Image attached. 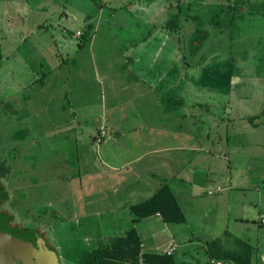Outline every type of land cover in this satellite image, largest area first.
<instances>
[{
  "label": "rangeland",
  "instance_id": "obj_1",
  "mask_svg": "<svg viewBox=\"0 0 264 264\" xmlns=\"http://www.w3.org/2000/svg\"><path fill=\"white\" fill-rule=\"evenodd\" d=\"M134 1L0 0V166L5 167L4 175L0 176V211L10 226L32 230L55 264H81L84 253L104 241L98 242L99 235H109L108 241L132 228L133 215L120 206L114 194L118 186L116 176L101 165V160L115 155L113 163L123 165L122 150L113 154L115 144H124L126 139V144L134 146L137 143H132L128 133L126 136L124 133L130 125L154 123L151 115L143 122L141 106H134L136 99L142 100L144 95L157 96L143 90L140 83L143 79L155 86L159 66L165 69L175 62L174 72L163 83L181 77V97L214 99L220 103V110L223 103L239 99L243 108H235L233 114L254 112L255 121L264 124V0L227 2L239 7L230 11L237 16L242 13L241 7H246L241 23L235 26L229 24L228 18H210L220 11L215 5L175 9V1H170L172 11L168 10L165 16L161 10L157 14V10L166 0H136L137 8L132 5ZM180 14L186 18L181 24L177 20ZM163 43H166L164 51L159 53ZM130 57L134 60L132 64L128 62ZM230 59L246 66L245 70L239 69L242 83L237 86L231 85L233 76L226 73L227 67H221L222 60L228 61V65L233 63ZM147 66L151 72H146ZM123 67L131 68V76L123 72ZM222 77H228L229 83H222ZM111 107H119L122 112L117 113ZM211 107L215 105L207 106L209 110ZM204 108L207 112L205 105ZM228 109L230 106L226 105L225 111L220 112L209 141L205 140L206 135L199 137L193 127L180 120V135L175 143L189 140L192 132L197 148L204 144L208 149L191 154L174 150L170 156L181 157L183 173L190 170L191 156L199 166L212 167L210 175L214 182L220 183L217 186L225 189L231 183L236 190L243 179L258 181L264 176V150L262 154H251L258 159L260 169L254 165L251 170L243 168L251 156L245 152L243 156L247 159L235 157L238 153L232 151L247 150L239 145L252 136H228L224 123ZM112 116L114 119L124 116L126 120H111ZM101 117L110 130L107 137L104 131L100 132ZM114 123L121 130L117 137L111 131ZM164 123L173 132L172 127L178 121L164 120ZM157 131V125L151 128V133ZM144 136L149 139L147 130L142 129L137 137L138 146L124 154L127 160L150 149L146 148ZM172 138L166 137L164 144L154 142L151 146L167 147ZM236 143L239 148L234 147ZM144 159L141 165L146 164L147 158ZM133 174L137 176L136 169ZM226 176L231 180L227 184ZM203 180L197 182L201 189ZM230 190L214 196L204 195L200 190L199 196L203 198L199 199L210 210H219L229 202L228 214L223 209L221 218L232 219L239 210L236 200L242 195ZM246 195L254 197L252 193ZM218 196H227L226 201L209 203ZM181 203L194 212L187 210L191 219L196 216L198 205L194 208V204L200 200L194 199L191 206L183 200ZM150 222L147 224L152 225ZM229 222L226 226L229 224L228 233L233 240L243 239L236 225ZM147 224L141 221L134 227L142 233L150 227ZM197 226L192 225V235L198 238L204 233L196 231ZM86 236H90V241H82Z\"/></svg>",
  "mask_w": 264,
  "mask_h": 264
},
{
  "label": "crops",
  "instance_id": "obj_2",
  "mask_svg": "<svg viewBox=\"0 0 264 264\" xmlns=\"http://www.w3.org/2000/svg\"><path fill=\"white\" fill-rule=\"evenodd\" d=\"M109 1L111 0H104V2L106 3ZM170 1H175V4L173 5L175 9H180L182 7L186 9H195L207 6L209 4L212 5V7L213 5H215L220 8V11L212 14V17H210L209 14L208 17L213 18L214 16L218 19L228 18L229 24H231L232 26L241 23L240 17L245 13L246 10V7H241L240 12L242 13L240 16H237L236 13L232 14L230 12L231 10L238 9L237 5L235 6V4L231 5L230 3H227L231 2L232 0H225L224 2L221 0V2H217L216 4H213L212 0H166L163 6H161V9L157 8V14H159L161 10V12L165 13V16H168V10L172 11L171 4H169ZM232 2L235 3V0H233ZM136 3L137 2L135 0L132 5L135 6ZM127 4L130 5L129 2ZM167 4L169 9H166V11L165 7ZM134 8H137V6H135ZM180 17L181 14L177 19L179 24L182 23V20L183 22H186V18L184 16H182L181 19ZM234 20L236 21L234 22ZM165 44H162L159 53L164 51L163 47L165 46ZM177 50L179 51L180 48ZM178 54H180V52H178ZM133 61L134 60L131 57L130 59H128L129 64H132ZM231 61L233 63H231L230 65L226 64L228 61L226 62L225 60H222L221 62V67H227L226 73H230L233 76L231 81L228 77H222V83H229L230 81L231 85L237 86V84L242 83V76L240 77L238 74L239 69L245 70L246 66L244 65V63L238 64V61L235 59ZM174 63L175 62H173V65ZM173 65H168V67H165V69L164 67L160 66L157 68L161 71L160 73L156 72L155 76L158 77L159 81L155 83V86L149 84L150 82L147 83L143 79H141L142 81L140 84L143 86V90L147 89L149 90V92H153L157 96L147 97L144 95V97H142V100L136 99L134 108H138V105H140V111L143 114L141 117L142 121L145 122L151 115L154 119V123H142L141 125L137 126L130 125V127L124 133L125 136L128 133V137L130 138V141L132 143H137L133 144L134 146L130 147L128 143L126 144V139L124 144H115L113 154H117L120 150H122L124 164L115 165L113 163L114 158H116L115 155H113L109 160H101V165L104 166L105 169L107 168L111 170L114 173V176H116L114 179H116L118 186L117 193L114 194L116 198L119 199L120 206H122L123 208L125 207L129 211L130 206L147 200L162 185L167 184L170 187L180 206L181 211L184 214L185 222L175 225L164 223L160 215L158 214L148 218L140 219L138 220V222H135V225L140 223L141 221H144L145 224H147V221H151L150 223L152 224H147L150 227L143 230L142 233H139V231L136 230L141 241V252L167 254V252L172 249L171 253L167 255L173 257L175 264H245L244 262L247 259L249 260V264H264V224L261 223V221L264 220V176H262V178H259L258 181H255L250 177H248L247 179H243L242 183L236 185V190H234L235 187L233 188L231 183L229 184V186H224L225 189H222L221 187L217 186L220 185V183L214 182L211 178L209 170L212 167L208 168L199 166L198 163L196 164L190 156L188 158L190 172L187 171V173H183V164L181 162V157L175 156L171 158L170 156L172 151L174 150L178 152H187L189 154L206 152V149H208L206 145L202 144L200 145V148H197V145L193 143L197 140L192 132H190L189 140H186L184 143H175L176 137L180 135V133H178V131H180L181 129L180 120L185 121L189 124L190 127H193L199 137H201L202 135H206L205 140L209 141L212 138L211 128H213L215 122L219 120V116L221 114L220 112L225 111V106L228 105L230 106V110L228 109V117L226 119V122H224L225 119H221V121L223 120V122L225 123V128L226 132H228V136L230 137L233 134H236L235 136L242 134H248L252 136L251 139L249 138L248 141L242 142L239 145L243 148H247V150H243L242 153H240V151L238 152V150H233L232 153H238V155L235 157L247 159L243 156V154L246 152V154L251 157L249 158V160H244L246 162V165H244L243 168L251 170L254 165L258 169H260V163L258 162V159H256L251 154L252 152H259L260 154H262L261 151L262 149L264 150V124H262L263 121H255V116L253 117L254 112L250 111H247V114H233L235 108H239V110L243 108L241 106L242 102L239 99H235L233 103H223L224 107L221 106L223 109L221 108L220 110L218 108L220 103H215L214 99L201 101L202 99L199 98L188 100L189 97H181V77H179L178 80H175V82L172 81L169 83H163L165 77L169 76L172 71L174 72L175 66ZM122 69L123 72H127V75L131 73L130 67H123ZM146 69L147 73L149 71L151 72L150 67L147 66ZM117 71L120 72L119 70ZM129 75L131 76V74ZM145 79H147V77ZM156 79L157 78L155 77V80ZM142 101H144L145 103ZM171 103H174L173 105L175 106H172ZM169 105L171 106L170 108L168 107ZM204 105L206 106L207 112H204ZM208 105H215V107H211L209 110L207 108ZM111 108L112 110L115 109L114 111L116 112L121 111V108L119 107ZM73 115H75V113ZM112 117L113 119L111 120L115 121L123 122L126 120L124 116H118L117 119H114V116ZM198 117L201 119H198ZM164 120L178 121V123L172 127L173 132L167 130ZM197 120L199 123V127L197 126ZM101 121L100 132L104 131L106 134L105 137H107L106 132L110 131L107 129V121L102 119V117ZM114 124L115 126H113L114 128L111 129V131L113 133V136L117 137L120 133L119 131L121 130L119 129L118 124ZM156 125L158 131L155 133H151V128L155 127ZM142 129L147 130V136H149V139L144 136V142L147 145L146 148L150 149L145 150L144 155H141L140 157H134L127 160L124 154L128 153L132 147L138 146L137 137L141 133ZM166 137H173L168 141L169 146H151V144L154 142L164 144V140ZM104 138L100 140H104ZM229 141V139H226V142ZM105 143L106 142H104L103 144L105 145ZM249 145L252 147L250 148ZM239 146L237 143L234 144V147L236 148H239ZM227 154L229 155L230 153L227 151ZM145 157L147 158V162L146 164L141 165V162H145ZM247 163L251 164L249 165ZM263 166L262 168H264ZM134 169H136V177L133 174ZM139 176L141 177V179H139ZM188 178H190L191 181H187ZM202 178L204 179V186L201 189L199 186H197V182ZM131 180L134 181L133 184H131ZM228 181L231 180L229 179V176H226L225 183H228ZM172 182H177V185L173 186ZM215 186H217L216 189ZM174 187H176V189ZM130 188L135 189L130 191ZM230 189H232L233 191H237L242 195L241 198L236 200L235 206L239 208V210L237 212H234L235 216L232 219L229 216H226L224 220L221 218V215L225 211V215L228 214L229 209L227 207H229V202L227 203V206L219 210H210V208L207 207V203L203 202L202 199H199L203 198L199 196L200 190L203 191L204 195L214 196L215 194L221 193L223 190L231 191ZM246 192L248 194L252 193L254 197L247 196ZM226 197L227 196H218L217 198H211V201L209 203L212 204L213 202H218L217 200L226 201ZM194 199L200 200V203L194 204V208L195 205H198V208H195L197 209V211H195L196 216L191 219L187 213V210L191 213L194 212L192 210H189L188 208L186 210L183 207L181 200L189 203L188 201L193 202ZM191 202L189 203L190 206ZM223 209H225L224 212H222ZM133 218L134 217L132 216V218H130V221H132ZM229 221L232 225H236V229L238 228L239 232L243 234L245 240H243L244 238L241 239L237 237L236 241L233 240L232 236L228 233V230H230L229 224L226 226ZM222 222H225V225H221ZM75 223H79V221L76 220ZM194 223L199 225L195 228L196 231L203 232L204 234L206 233L208 234V237H206V235L202 233H200L202 234V236L200 235L198 238L192 235L194 234V232L192 231V225H194ZM134 224L132 227H134ZM134 228L136 229V227ZM128 230H126L125 233ZM107 238L111 237L107 234H104L99 235L97 239L98 242L104 240L102 244H106L110 240L109 239L107 241ZM82 241H90V236L84 237ZM211 242L216 243V246L218 247H213L214 250L212 251V255L216 256L217 258H214L209 252L208 246ZM227 244L228 247H224ZM224 248L227 250H225ZM223 252L233 254L238 257L240 256V258L237 262H233L229 259L218 257Z\"/></svg>",
  "mask_w": 264,
  "mask_h": 264
},
{
  "label": "trees",
  "instance_id": "obj_3",
  "mask_svg": "<svg viewBox=\"0 0 264 264\" xmlns=\"http://www.w3.org/2000/svg\"><path fill=\"white\" fill-rule=\"evenodd\" d=\"M239 9V7H237ZM176 16L173 18L176 20ZM213 20V18H212ZM90 40V39H89ZM5 173V167L0 166V176ZM1 199V198H0ZM133 215L132 222L160 215L162 221L167 224H181L185 222L184 214L167 184L162 185L150 198L130 206ZM6 222L8 219L0 215ZM29 232L34 234L32 230ZM141 241L134 227L130 228L123 237H116L90 251L84 253L81 264H175L172 256L167 254L141 252ZM216 243L211 242L208 246L212 255ZM218 248V247H217ZM219 257L237 262L240 256L223 252ZM245 264H249L247 259Z\"/></svg>",
  "mask_w": 264,
  "mask_h": 264
},
{
  "label": "water",
  "instance_id": "obj_4",
  "mask_svg": "<svg viewBox=\"0 0 264 264\" xmlns=\"http://www.w3.org/2000/svg\"><path fill=\"white\" fill-rule=\"evenodd\" d=\"M34 240L38 249H34ZM41 256L34 263L43 264V262L53 261L48 257V254L43 250L40 240H36L34 234L29 231L13 230L7 226V223L0 216V264H15L14 257L21 259L24 264H31L30 256Z\"/></svg>",
  "mask_w": 264,
  "mask_h": 264
},
{
  "label": "flooded vegetation",
  "instance_id": "obj_5",
  "mask_svg": "<svg viewBox=\"0 0 264 264\" xmlns=\"http://www.w3.org/2000/svg\"><path fill=\"white\" fill-rule=\"evenodd\" d=\"M1 196H2V195H1V193H0V198H1ZM0 202H1V199H0ZM0 215H4V216H5V214H4L3 212H1V211H0ZM6 223H7V226H8L10 229H13V230H22V231H29V228H24V229L14 228V227H12V226H10V225L8 224V221H7V220H6ZM34 247H35L36 249H38V247L36 246V242H35V240H34V246H33V248H34ZM35 248L32 250V253H33L34 250H36ZM34 256H35V255H32V254H31V256H30L31 260L33 259V261H32L31 264H37V263H34L35 261H37V258L34 259ZM35 257L42 258L41 256H35ZM14 261H15V264H24L23 261H22L21 259H18V258H16V257H14Z\"/></svg>",
  "mask_w": 264,
  "mask_h": 264
},
{
  "label": "built area",
  "instance_id": "obj_6",
  "mask_svg": "<svg viewBox=\"0 0 264 264\" xmlns=\"http://www.w3.org/2000/svg\"><path fill=\"white\" fill-rule=\"evenodd\" d=\"M261 223H264V221H261ZM172 250V249H171ZM171 250L167 252V254H170L171 253Z\"/></svg>",
  "mask_w": 264,
  "mask_h": 264
}]
</instances>
